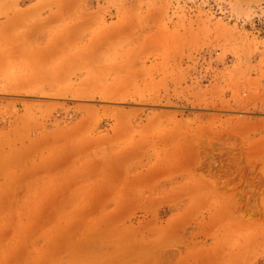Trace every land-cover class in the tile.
Here are the masks:
<instances>
[{
  "label": "rangeland",
  "instance_id": "1",
  "mask_svg": "<svg viewBox=\"0 0 264 264\" xmlns=\"http://www.w3.org/2000/svg\"><path fill=\"white\" fill-rule=\"evenodd\" d=\"M66 9L96 17L83 45L118 30L59 86L38 25ZM82 123L117 125L102 177L37 178L28 140L8 149L0 264H264V0H0V130Z\"/></svg>",
  "mask_w": 264,
  "mask_h": 264
},
{
  "label": "crops",
  "instance_id": "2",
  "mask_svg": "<svg viewBox=\"0 0 264 264\" xmlns=\"http://www.w3.org/2000/svg\"><path fill=\"white\" fill-rule=\"evenodd\" d=\"M67 11L68 9L50 13L48 19L38 25L43 28H39L38 31L41 30L44 32L46 30L45 32H51L52 34H54L52 31L58 32V34H54V36L50 38L52 41L48 45L47 50L49 52H53L52 58L54 60V66H52L50 70H54L53 74L55 75V79H52L51 82L59 84V86L69 82V80H66L65 78H69L71 75H77L85 69L91 70L94 65H91L93 64L91 60L93 58L90 57L91 55H88V51H90L88 50L89 46L94 45V43L102 35L103 31L112 32L113 28L115 31L118 30V27H104L102 32H94L93 35L90 36L89 43L83 45L81 44V41L84 32L92 30V28H88V26L94 24L93 22H95L96 17H94L95 15L86 14L82 16V18L74 20L75 22L73 23L69 22L71 21L72 16L71 13ZM37 12L38 10H34L31 13L35 14ZM36 17H39V15H36ZM72 29H77L79 33L76 35V31ZM40 34L36 35L40 36ZM64 51H70V57H68V60L62 55ZM91 74L92 73L89 75ZM84 82H87L86 79H82L80 81V83ZM59 92L60 91H56L57 94ZM59 97L69 98L62 95H59ZM71 98L83 97L71 96ZM95 126L93 127L95 128ZM115 130H117V125L110 134L105 136H94L90 134L92 127L87 123H82L74 127L71 126L68 128L49 130L43 126H38L37 128L33 127L32 129H24V127L20 124H13L9 128H3L0 130V180L3 179L5 174H7L6 170L8 165L9 170L12 171L13 169H16L13 165H17L22 162L21 151H18L20 154L12 159L8 158L7 152L8 149L22 148L24 140H28L27 146L31 148L27 159L31 163L37 161V164H41L43 167L38 169L39 166H37L35 170L37 178H71L72 180L83 181L90 178L95 179L99 176L102 177V162L98 163L96 158L88 160V157L92 156V154H94V152L103 145V142L110 145L122 142L117 141L116 136L114 135ZM23 131L26 133H23ZM130 134V131H126L123 139L128 140ZM27 137L28 139H26ZM136 147L137 146L135 145H130L122 151L124 163L134 162L135 160H139L144 157L141 154L144 152L145 148L136 149ZM138 151L139 155H134V153ZM79 163H82L80 168H78V170H74L73 166ZM88 163H91L90 165L94 166L98 164L99 170L87 171V169L91 168L89 166L87 167ZM60 165L61 167H59ZM55 167L61 169L57 170ZM96 173L98 175H96ZM97 188H102V186L99 185ZM25 241L26 239L21 237V242L24 245Z\"/></svg>",
  "mask_w": 264,
  "mask_h": 264
}]
</instances>
